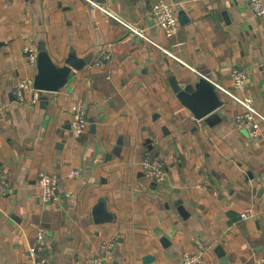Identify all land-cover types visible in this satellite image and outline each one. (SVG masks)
I'll use <instances>...</instances> for the list:
<instances>
[{
	"label": "crops",
	"instance_id": "crops-1",
	"mask_svg": "<svg viewBox=\"0 0 264 264\" xmlns=\"http://www.w3.org/2000/svg\"><path fill=\"white\" fill-rule=\"evenodd\" d=\"M94 1L184 63L88 0H0V170L11 185L0 192V264H32L39 230L53 264H81L105 242L110 264H181L198 239L205 264H264V123L252 137L236 123L245 107L218 88L224 105L201 120L185 102L200 82L194 69L233 89L238 66L248 79L236 92L264 113V17L249 0ZM159 1L176 8L172 36L150 17ZM26 45L68 75L19 102L16 82L35 87L41 73ZM80 99L89 121L75 136ZM146 153L164 161L163 182L143 173ZM42 171L57 176L58 202L41 200Z\"/></svg>",
	"mask_w": 264,
	"mask_h": 264
},
{
	"label": "built area",
	"instance_id": "built-area-1",
	"mask_svg": "<svg viewBox=\"0 0 264 264\" xmlns=\"http://www.w3.org/2000/svg\"><path fill=\"white\" fill-rule=\"evenodd\" d=\"M94 5L98 6L110 17L116 19L124 26H126L135 35L144 38L155 46L161 48L169 56H173L180 60L173 52L157 43L153 38L145 33V30L141 28L137 23L130 22L119 15L117 12L107 6L98 4L94 0H88ZM250 6L256 15L264 17V0H249ZM150 17L158 25L167 36L174 35L178 30V15L176 8L173 4L166 1L157 2L150 11ZM24 53L31 65L37 64V50L32 45L24 46ZM111 58V52L102 53V55L95 60V64L101 65L104 61ZM183 62L182 60H180ZM184 63V62H183ZM199 75L208 78L216 88L225 92L230 98L239 102L245 107V111L236 114V123L239 127L246 128L252 137L258 138L262 135V123H264V113H262L255 105L254 99L250 96L240 95L236 91L241 92L246 88V82L248 79V72L238 66H234L231 69L230 76L233 84V89H229L226 86L219 84L213 80L207 74L202 71L194 69ZM34 90L35 98L39 97L40 90L35 88L30 79H22L16 82L14 86L15 96L19 102H23L26 99V92L28 90ZM0 104H5L0 94ZM72 113L74 120L72 122V132L75 136L82 134L88 125V103L84 99L78 100L72 105ZM143 173L146 177L156 181L163 182L167 176L166 165L162 159L155 157L150 153H146L142 160ZM71 175H79V170H72ZM39 186H40V198L46 202H58L59 197V180L56 175L47 171H42L39 174ZM11 190L10 183L4 177L0 170V192L3 194L8 193ZM251 210H246L241 213L243 220L253 217ZM45 236L42 230L38 232V244L31 245L28 249L29 260L32 264H53V258L51 254V248L44 242ZM112 243L105 242L100 247L98 253L85 257L81 264H110L108 258L112 253ZM195 249L193 251H187L183 254L181 264H205V253L207 246L201 241L196 240Z\"/></svg>",
	"mask_w": 264,
	"mask_h": 264
},
{
	"label": "water",
	"instance_id": "water-1",
	"mask_svg": "<svg viewBox=\"0 0 264 264\" xmlns=\"http://www.w3.org/2000/svg\"><path fill=\"white\" fill-rule=\"evenodd\" d=\"M89 58L82 62L75 64L76 67L85 65ZM38 66L40 67V76L35 83V87L39 90H56L61 85L63 79L68 75L67 70H58L50 62V60L43 58L42 54H38ZM215 85L206 77L201 76L200 82L196 87L188 86L187 91L190 93L185 102L194 110L195 118L201 120L205 116L213 113L217 108L224 105L221 98L216 93Z\"/></svg>",
	"mask_w": 264,
	"mask_h": 264
},
{
	"label": "rangeland",
	"instance_id": "rangeland-1",
	"mask_svg": "<svg viewBox=\"0 0 264 264\" xmlns=\"http://www.w3.org/2000/svg\"><path fill=\"white\" fill-rule=\"evenodd\" d=\"M242 105V104H241Z\"/></svg>",
	"mask_w": 264,
	"mask_h": 264
}]
</instances>
